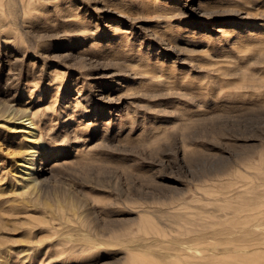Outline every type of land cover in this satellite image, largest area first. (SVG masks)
Returning a JSON list of instances; mask_svg holds the SVG:
<instances>
[{"label": "rangeland", "instance_id": "rangeland-1", "mask_svg": "<svg viewBox=\"0 0 264 264\" xmlns=\"http://www.w3.org/2000/svg\"><path fill=\"white\" fill-rule=\"evenodd\" d=\"M12 109L50 146L0 264H264V0H0L5 185Z\"/></svg>", "mask_w": 264, "mask_h": 264}, {"label": "bare ground", "instance_id": "bare-ground-1", "mask_svg": "<svg viewBox=\"0 0 264 264\" xmlns=\"http://www.w3.org/2000/svg\"><path fill=\"white\" fill-rule=\"evenodd\" d=\"M7 119L15 124H19L16 131L25 139L28 146L22 147L21 144L23 143H17L14 149L9 153H5L6 156H11L15 169L19 168L17 171L11 172V175H16L17 172L19 181L16 185L12 183H7L6 185L0 184V205L2 203L4 204V206H0V229L4 227L2 225L8 224L3 221L4 217L1 212L9 211L11 214H18L23 211L24 208L36 205L33 194L38 191V186L43 185L44 178L42 176L44 172L48 171L44 166V155L47 150L46 147L50 146L46 144L43 139V131L45 130L44 125H42L43 123H39V120H36L32 115L24 114L16 109H12L8 112ZM1 146L2 144L0 143V149ZM23 150H25V152H23ZM1 196L4 198H1ZM23 220H26V218ZM241 243L243 244L244 242ZM233 244H235V242ZM239 244H237V247ZM241 246L242 245H240V247ZM259 248L260 247L247 249L249 250V253H251V249L257 251ZM246 250L245 247L244 250L243 248L241 249V251L244 252Z\"/></svg>", "mask_w": 264, "mask_h": 264}]
</instances>
